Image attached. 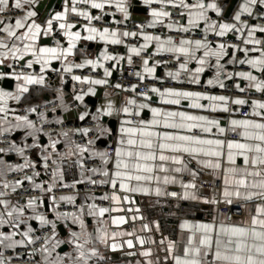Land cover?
I'll use <instances>...</instances> for the list:
<instances>
[{
	"label": "snow or ice",
	"instance_id": "1",
	"mask_svg": "<svg viewBox=\"0 0 264 264\" xmlns=\"http://www.w3.org/2000/svg\"><path fill=\"white\" fill-rule=\"evenodd\" d=\"M37 3L0 0V81H16L15 91L0 87V264H100L105 260L100 246L111 252L139 246L138 252L128 255L145 258L143 264H264V23H256L264 21V0H237L238 10L230 19L219 0H142L150 19L137 25L139 31L97 27L94 23L103 22L108 15L106 8H114L120 18L113 19L112 24L126 26L133 0H63V10L42 23H37V10H27L19 18L9 15ZM73 17L78 19L73 21ZM54 21L66 46L61 39L55 40V46L41 44L42 37L52 36ZM146 28H159L161 34ZM138 37L143 40L139 46L126 45V62L132 65L134 56L141 57L142 71L134 73L141 82L159 79L157 67L167 61L152 58L166 55L176 66L175 71L166 73L172 81L201 85L204 74L211 71L207 86L225 89L226 82L233 81L239 93H261L262 98L155 86L137 91V84L126 89L117 83L115 88L136 93L145 101L152 100V93L162 105L227 113L231 118L225 122L128 98L120 109L109 101L95 114L79 116L83 121L91 115L93 127L59 132L46 130V126L63 121L49 120L40 106L25 108L24 114L9 107V101L19 104L30 86L48 87V72L60 74L63 82V75L75 69L102 68L103 79L73 74L71 80L107 85L113 72L104 62L118 65L125 57L113 55L105 47L96 58L76 62L69 58L76 55L78 44L100 41L121 45L127 38ZM229 37L236 42L230 43ZM54 61L60 63L59 68L52 67ZM229 65H247L251 70L230 71ZM34 66H39L38 72ZM237 79L246 86L235 82ZM95 92L94 87L87 92L81 89L74 99L83 103L85 96ZM57 100L64 104L62 89L57 90ZM245 106L250 112L236 118ZM144 110L151 113V119L140 118ZM114 113H122L125 119L120 122L115 145L109 146L111 151L101 150L97 142L112 135L103 118ZM33 114L36 120L30 118ZM74 136L83 142L78 143ZM12 156L22 162H11ZM70 170L78 174L69 182ZM204 170L219 179L221 186L215 190L217 195L202 198V202L235 205L238 213L246 209L247 218L230 221L218 213L212 222L185 220L180 224L185 233L181 243L141 235L153 229L158 232L160 225L141 223L135 227L137 220L145 219L139 207H132L137 203L135 195L201 199L197 180ZM184 175L191 179L185 182ZM175 184L184 189L181 194L167 192L165 186ZM83 186L89 190L82 192ZM101 187L110 191L97 195L93 189ZM129 224L133 225L131 231L125 228ZM61 228L67 238L61 236ZM65 246H71L72 251L63 252ZM156 250L164 253L162 258Z\"/></svg>",
	"mask_w": 264,
	"mask_h": 264
},
{
	"label": "crops",
	"instance_id": "2",
	"mask_svg": "<svg viewBox=\"0 0 264 264\" xmlns=\"http://www.w3.org/2000/svg\"><path fill=\"white\" fill-rule=\"evenodd\" d=\"M44 1L45 0H38V3L34 6H29L28 8L21 9V10H13L11 13H9V15H12V16L19 18V17H22L24 14H26L27 10H30V9L31 10H37V12H38V16L36 17L37 23H42L43 22V21H41L42 11H40L38 9V7ZM230 1L231 0H219V3L221 4V6L224 7V9H225V17L228 19H230L231 16L234 14V12L236 10H238L237 3H236L235 6L233 7V9L228 14ZM240 2H242V0H240ZM133 4H134V6L131 9V19L127 22V25L128 24L129 25H138L141 23L146 24L147 21L150 19V17L148 16L149 10L145 13L142 12L141 14L135 15L133 13V9L136 6L135 0H133ZM139 5H140V7L145 8L142 4V0H141V3ZM63 7H64V5L62 3V5L60 7L61 9L54 11V14L56 12L62 11ZM109 9H111L113 11L108 12V15H106L104 17V21L112 23L113 19L120 18V14L115 13L114 8H109ZM94 13L100 14L99 10H94ZM113 13H115V16L112 15ZM48 18H50V17H48ZM71 19L73 21H75L78 18L73 17ZM79 19H80V22H83L82 18H79ZM256 23H260V22H256ZM146 29H145V31H146ZM54 30H57L59 32L58 22H55V21H54ZM153 30H155V33H152V34L160 35V32L158 31V30H160L159 28L153 29ZM120 31H125V30H120ZM127 31H129V30H127ZM83 34H86V33L82 32V35ZM53 35H54V32H53L52 36H50V37H42V40H41L42 46H55V40L56 39L53 37ZM262 38H264V37H262ZM59 39H61V43H64L66 46V42L62 39L60 34H59ZM131 39H133V38H127L125 40V44H121V45H105L103 42H100V41H91V42L81 41L77 46L78 51H77L76 55L74 57H70L69 59H73L76 62H81L85 58H93L94 59V58H96V56L99 55V53L101 51L104 50L105 47H107L108 51L111 54L125 57V60L120 61V63L118 65H116L114 61L104 62L105 67H109L110 70L113 72V74L115 71H117V73H118L120 66H122L123 64H127L126 58H127L128 53H127L126 45H133V44L129 43V40H131ZM136 39L138 40V43L134 44V45L139 46L140 43H143V40L141 38L138 37ZM151 50H154V46H153V49H151ZM136 58H138V57H135V56L133 57V62ZM151 62L152 61H150V63ZM237 66L238 65H236V66L229 65L228 67H229L230 71H239V70H237ZM245 66H247V65H245ZM52 67L59 68L60 63L57 61H54ZM34 68H35V70L39 71V66H34ZM4 71H7V69L5 68ZM86 71H93V70L91 68L75 69L73 73L63 75V82L61 81V75L60 74H58L56 72H48L47 73V79L51 75L56 76V80L54 81L53 84L47 83L48 87L30 86L29 93L25 94L24 98H22V100L19 102V104H17L15 101H9V107L15 108L19 114H24V109L28 108V107H32V106H40V108H39V110H40L41 108H44L43 106L45 104H47V106H49V105L56 103V102L59 103V101L57 100V90L62 89L64 104L60 105V107L58 109H56L55 112H53L51 110H48L45 112L47 113V117L49 120L55 121L57 119H60L63 121L62 124L70 123V124H73L74 126L79 125L75 129L81 128L82 127L81 125L88 122V121L94 122L91 118V115H89L85 120L81 121L79 119V116L81 114H83L84 112H89L91 114H95L96 110L98 108L106 107L107 103L109 101L112 102L113 107L115 109H120L125 105L126 99H128V98H135L138 103H141V102L150 103V105L152 107H162V108H166V109H170V110H188V111H192L193 114L208 115L210 117L220 118L222 121H225V122L231 118L229 116V114H227V113H210V112H202L200 110H189V109H186L184 107L177 108L176 106L162 105L159 102V98L155 94L150 95V96H152L151 101H145L142 97L136 95V93H133V92L121 93L117 90V88L114 87L115 83L113 84V75L111 77L107 78L108 84L105 86H92V85H88V84H79L75 81H72L71 83H65L64 82L65 76L71 77V75H73V74L85 76L83 73ZM137 71H142V65L138 68ZM168 71L169 70H165V69L160 70V66H158L156 76L159 78H162V79H169L166 76V73ZM94 72H100L102 74V76L99 77V79L105 78L103 76V69L102 68H98ZM212 76H213V73L211 71L206 72L202 78L201 85H196V86H204V87L210 89V92H206L208 94L220 95V94H222V93H220V91L223 89L212 88L210 86H207V84H206V80L212 78ZM3 81H0V87H3L7 91H15L16 81L11 80L12 81L11 88H10V86H8V88L4 87L3 83H2ZM235 82L242 83V86H246V82H241L238 79ZM68 84H70V89H71L70 93L65 91V87ZM226 85H227L226 88L228 86H233V81H227ZM89 87L95 88V90H96L95 95L85 96L83 103H81L80 101H76L74 99V96L76 94L80 93L81 89L84 92H87ZM99 90H102L101 91V97L97 100L95 107H92L89 104H87L86 100L88 98H94L97 95ZM233 107H238V106H233ZM249 109H250V107H249ZM239 117H240V114L237 113L236 118H239ZM30 118L34 119V120L37 119L35 114H33ZM105 118H107L108 120H114L116 122L115 130L113 132L112 128L108 125V123H105L104 121H102L105 127H108L112 130V135L109 137H106L103 140H108L110 137H112L113 146H114L115 140L118 137V129L120 127V122H121V120L125 119V117L122 113H119V114L114 113L112 116L104 117L103 120ZM140 118H143L146 120L151 119V113L148 110H144L142 112ZM55 125H58V124L47 125L46 130H48L47 128H49L51 126H55ZM59 125H61V124H59ZM55 132H59V131H55ZM16 136H17V139L20 138L19 133H17ZM77 137L78 136H74L73 139L76 140ZM42 140H46V138H42ZM101 141L97 142L96 147L103 150V149L107 148V146L106 147L102 146L100 144ZM32 155H33V158H35V154L33 153ZM10 160L13 163L22 162L20 157H18V156H12V157H10ZM192 166L195 167L194 164ZM77 174H78V172H77ZM207 176H209V179H217L209 170H204L201 173V175L199 176V178L197 180V185H198L197 194L199 197H201V199H197V200L180 199L179 201H173V200L169 199L167 196L157 197L154 193L151 195H141V194L135 195L134 198L137 201V203L135 205H132V207H134V208L139 207L141 210L140 215H143V217L145 218L143 221L137 220L135 222V227L138 229L139 226L141 225V223H149L150 225H154L155 223H159V225H160V230L158 232H156L155 229H153L152 233H140V234L141 235H152L153 238H155L157 240H159L161 237H166L167 239L175 240L178 243H181L183 240V237L185 235V233L180 229V224L182 222H184L185 220H187L189 222H212L213 220H209L207 215L209 213H213L215 218H216L219 212L217 210L216 205L205 204L202 202V198H209L201 190V182ZM45 179H47V178L45 177ZM182 179L185 182H187L191 179V177L184 175L182 177ZM165 187H166L167 192H169L171 190H175V191H179L181 194L184 191V189L181 188L180 184L168 185ZM103 188L108 190V192L110 191V189L108 187H103ZM82 192H83V188H82ZM96 193H97V195H100V194H103L105 192L101 191V192H96ZM64 194H67V193H64ZM126 207H127V205H126ZM244 211H245V214H244L243 218L235 220L236 222H239V221L247 218L246 209H244ZM91 223L92 222L90 221V225H91ZM125 228L128 231H131L133 228V225H131V224L125 225ZM90 230H91V227H90ZM64 238H67V234ZM150 247H153L155 249V246H150ZM139 250H140L139 246H137L135 249L134 248L128 249L127 247H125L122 250H118L116 252H111V251H108L107 249H105L103 246H100V252L102 255L105 256V260L101 261L100 264H137V261H140L141 264H143V261L145 258H143L139 255H134V256L128 255L129 252H138ZM71 251H72L71 246H67V248L63 252H71ZM156 254H158L159 257H161V258L164 255V254H160L159 250H156ZM92 264H96V262L93 261Z\"/></svg>",
	"mask_w": 264,
	"mask_h": 264
},
{
	"label": "built area",
	"instance_id": "3",
	"mask_svg": "<svg viewBox=\"0 0 264 264\" xmlns=\"http://www.w3.org/2000/svg\"><path fill=\"white\" fill-rule=\"evenodd\" d=\"M146 10L148 11L149 9L146 8ZM113 10L106 8L105 12H112ZM251 23V21H249ZM256 22H260V23H264V21H256ZM81 24L83 22H80ZM97 27H104V26H108V27H119L120 30H129V31H139L137 25H113L112 23L106 22L103 20V22H95ZM147 32L150 33H155V30L153 29H146ZM161 34V30H158ZM171 34V33H169ZM199 33L196 34V38H199ZM53 37L55 39H59V32L57 30H54V35ZM211 38V37H210ZM230 43H234L236 42L233 38H228ZM130 44H137L138 40L137 39H131L129 40ZM164 60L167 61V63H162L160 66L163 67V69L165 70H169V71H175L176 70V66L174 64V61L168 57V56H156L153 57L152 60ZM142 65V59L141 57H138L134 60L132 65H127V64H123L122 66H120L119 68V72L117 75V78L115 80V84L119 83L123 85V88L126 89H130L132 85L137 84L139 85L137 91H146L147 88L155 86V87H159L161 88V90H163L164 88H183L185 90H193V91H201V92H210V89L204 87V86H196V85H189L187 83H177L175 81H172L170 79H150V78H146L145 81L141 82L139 81V79L134 75L135 72H137L138 68ZM237 70L241 71H248L251 70L249 67L247 66H237ZM17 71H20V68H17ZM25 71H32V70H28L25 69ZM38 72V70H35ZM85 76H90L93 78H99L102 76V74L100 72H94V71H86L83 73ZM56 80V76H50L47 79V83L48 84H53L54 81ZM64 82L65 83H71V77L70 76H65L64 77ZM119 92L123 93V92H131V91H124L123 89H117ZM220 93L224 94V95H228L230 97H237L240 96L242 98H251V99H261L262 98V94L261 93H255L254 95H249L248 93H239L233 86H228L227 88L223 89L220 91ZM149 95H152V93H149ZM53 107H55L56 109H58L60 107V104L58 102L53 103L49 106H47V108H41L40 111H48L51 110ZM248 112H250V109L248 106H245L244 108H242L238 113L241 114H247ZM79 125L74 126L73 124L70 123H64L61 125H55V126H51L49 128H47L48 130H55V131H61V130H74L76 127H78ZM81 128L84 127H93L94 126V122H86L84 124L81 125ZM76 141L78 143L83 142L81 137H77ZM2 146V145H0ZM109 146H113V140H111L110 142H108L107 145V149L109 151H111V147ZM89 166H95L94 163H90ZM74 174H77L76 170H70L67 174V179L70 182L72 180V177ZM47 178V177H46ZM221 186V181L219 179H209V176L205 177L204 180L201 182V190L209 197H213V195H217L218 192H216L215 190L218 189ZM88 187L87 186H83V191H88ZM93 191L95 192H108V190L104 189L103 187L101 188H96L93 189ZM171 192H176L178 194H180L179 191H175V190H171L168 193ZM60 194V193H58ZM169 199L173 200V201H179L180 198L179 197H172L171 195L167 196ZM103 206H107L106 202H103ZM65 207H70V206H65ZM217 210L219 213H222L226 216H228L230 221H235L237 219H241L243 218L245 211L244 209L241 210L240 213H238L236 211V207L235 205L229 207L228 205H219L217 206ZM209 220H214L215 216L213 213H209L207 215Z\"/></svg>",
	"mask_w": 264,
	"mask_h": 264
},
{
	"label": "water",
	"instance_id": "4",
	"mask_svg": "<svg viewBox=\"0 0 264 264\" xmlns=\"http://www.w3.org/2000/svg\"><path fill=\"white\" fill-rule=\"evenodd\" d=\"M62 3H63V0H45L44 2H42L39 5V7H38V9L40 11H42L41 21H45L48 17H51L54 14V11L60 10L61 9L60 7H61ZM236 3H237V0H231L230 1V5H229V9H228V14L233 9V7L235 6ZM142 12L143 13L147 12L146 8H142V7H140L139 4L138 5L136 4L135 8L133 9V13L135 15H138V14H141ZM160 70H163V67L160 66ZM117 75H118V73H117V71H115L114 74H113V84L115 83V80L117 78ZM2 83H3V86L4 87H7L8 88V86H10V88H11V85H12V81L11 80H4ZM65 91L68 92V93L71 92L70 84H68L65 87ZM101 91L102 90H99L98 93H97V95L94 98H88L86 100V103L89 104L92 107H95V105L97 103V100L101 97ZM103 121L105 123H108V125L112 128V130L114 132L115 126H116V122L114 120H108L107 118H105ZM111 140H112V137H110L108 140H102L100 142V144L102 146L106 147L108 145V142H110ZM60 232H61V236H63V237H65L66 234H67L64 231L63 228L60 229ZM66 248H67V246H65L63 248V251ZM159 252H160V254H164L162 251H159Z\"/></svg>",
	"mask_w": 264,
	"mask_h": 264
}]
</instances>
